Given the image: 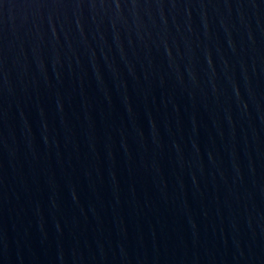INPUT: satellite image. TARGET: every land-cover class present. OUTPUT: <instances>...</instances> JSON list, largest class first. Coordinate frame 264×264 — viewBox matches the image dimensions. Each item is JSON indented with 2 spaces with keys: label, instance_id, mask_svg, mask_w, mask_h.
<instances>
[{
  "label": "water",
  "instance_id": "water-1",
  "mask_svg": "<svg viewBox=\"0 0 264 264\" xmlns=\"http://www.w3.org/2000/svg\"><path fill=\"white\" fill-rule=\"evenodd\" d=\"M0 264H264V0H0Z\"/></svg>",
  "mask_w": 264,
  "mask_h": 264
}]
</instances>
